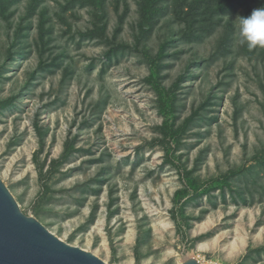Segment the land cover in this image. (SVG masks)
I'll return each mask as SVG.
<instances>
[{"label":"rangeland","instance_id":"obj_1","mask_svg":"<svg viewBox=\"0 0 264 264\" xmlns=\"http://www.w3.org/2000/svg\"><path fill=\"white\" fill-rule=\"evenodd\" d=\"M264 0H0V179L106 264H264Z\"/></svg>","mask_w":264,"mask_h":264},{"label":"water","instance_id":"obj_2","mask_svg":"<svg viewBox=\"0 0 264 264\" xmlns=\"http://www.w3.org/2000/svg\"><path fill=\"white\" fill-rule=\"evenodd\" d=\"M0 264H106L71 246L20 211L0 179ZM181 264H199L188 258Z\"/></svg>","mask_w":264,"mask_h":264},{"label":"clouds","instance_id":"obj_3","mask_svg":"<svg viewBox=\"0 0 264 264\" xmlns=\"http://www.w3.org/2000/svg\"><path fill=\"white\" fill-rule=\"evenodd\" d=\"M238 27L242 44L264 46V7L254 9L247 17H240Z\"/></svg>","mask_w":264,"mask_h":264}]
</instances>
